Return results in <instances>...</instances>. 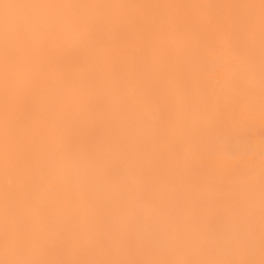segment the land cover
I'll list each match as a JSON object with an SVG mask.
<instances>
[{
    "label": "bare ground",
    "instance_id": "6f19581e",
    "mask_svg": "<svg viewBox=\"0 0 264 264\" xmlns=\"http://www.w3.org/2000/svg\"><path fill=\"white\" fill-rule=\"evenodd\" d=\"M0 264H264V0H0Z\"/></svg>",
    "mask_w": 264,
    "mask_h": 264
}]
</instances>
